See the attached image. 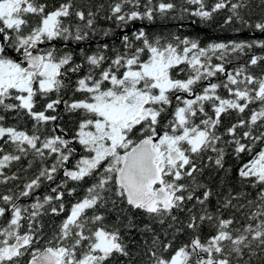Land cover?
Listing matches in <instances>:
<instances>
[{"label": "snow or ice", "instance_id": "snow-or-ice-1", "mask_svg": "<svg viewBox=\"0 0 264 264\" xmlns=\"http://www.w3.org/2000/svg\"><path fill=\"white\" fill-rule=\"evenodd\" d=\"M188 3L197 5L191 14L202 19L230 8L226 24L234 18L247 23L240 3L216 0L210 8L205 0ZM125 6L131 7L125 11ZM139 7V0H117L111 13L125 23L153 19L151 0L143 12ZM174 7L161 2L158 11L165 13ZM48 8L40 0H0V111L16 112L17 116L23 113L32 121L31 129L5 126V117L0 115V184L19 178L15 173L7 175L5 169L29 154L41 161L52 160L18 194L12 189L0 194V264H107L113 254L128 256L120 228L106 225L104 214L97 212L98 207L109 202L115 205L117 200L161 223L168 216L176 221L173 210H181L185 201L195 198L202 206L199 215L189 218L187 227L194 233L189 242L174 247L175 237L167 243L153 237L150 264H232L230 257H242L253 242L264 247V148L239 169L242 179L252 188H260V203L248 217L250 222L241 227L234 226L238 223L235 216L225 218L220 208L215 213L208 210L212 190L199 184L195 175L203 171L197 158L202 162L203 154L209 151L216 155L208 156V161L224 167L225 149L218 147L221 142L235 145L237 154L251 153L256 141L264 143V132L253 135L254 126L264 121V75H255L247 64L231 71L226 67L232 54L253 46L264 48V40L213 42L201 47L198 41L179 37L174 38L175 43H162L140 30L133 34L134 40L124 35L125 50L115 58L104 54L107 44L101 51L86 55L87 73L75 80L73 95L64 99L72 83L70 74L79 73L83 65L55 45H38L56 40L84 41L88 32L80 26L73 32L71 24L65 23L73 14V0ZM74 15L81 21L86 19L82 10ZM29 16L39 17L38 22L30 23ZM92 17L89 12L86 28H93ZM254 27L264 32V21ZM9 49L18 54L16 58L8 55ZM260 61L264 57L253 56L249 63L255 66ZM181 74L184 78H179ZM221 89L228 95L222 96ZM75 93H81L82 98H75ZM41 100L46 102L37 109ZM61 103L66 112L81 114L71 138L56 134L58 126L48 132L49 123L60 118L49 113L56 112ZM255 103L259 107L251 110L248 120L240 119L224 133L218 131L223 114H243ZM242 128L247 130L238 136L237 129ZM224 136L230 139L224 140ZM5 145L13 146L12 150L6 152ZM61 171L66 179L43 198L35 196L30 204L19 202L34 196L43 181L54 182ZM69 181L75 186L69 187ZM85 182L90 183L84 195L67 208L56 230L47 235L40 217L48 211L64 213L65 195L75 196L77 186ZM200 188L204 189L202 196L195 195ZM241 195L229 193L221 207H237L233 200ZM256 204V200L248 201V205ZM256 220L259 222L253 226L251 221ZM205 221L211 223L215 234L202 240L196 231ZM128 226L134 227L131 221ZM144 230L150 231V225Z\"/></svg>", "mask_w": 264, "mask_h": 264}, {"label": "trees", "instance_id": "trees-1", "mask_svg": "<svg viewBox=\"0 0 264 264\" xmlns=\"http://www.w3.org/2000/svg\"><path fill=\"white\" fill-rule=\"evenodd\" d=\"M42 3H47L49 8L47 10H52L53 7H59L61 3L66 2V0H40ZM117 0H73V14L66 19V24H71L73 32L75 28L80 26L84 31L88 32V39L93 38L107 39L104 43L108 45V49L104 52H108L110 57L114 53L123 52L124 35H128L134 40V33H138L143 30L149 37V39H161L162 43L173 42L175 43V37H179L181 40L188 38L191 40L198 41L201 47H206L208 44L213 42H229V41H247L251 42L254 40H264V32L255 29L254 25L257 22L264 21V0H231L232 3H240L242 5L240 12L244 21L247 23H242L239 19L234 18L229 24L225 23L226 18L231 15L230 8H225L215 13L211 19H202L191 13L197 8V5L188 3V0H151V5L155 9L153 12V19L149 20L147 18L137 19L134 21L120 22L115 19V16L111 13V6L116 3ZM173 3L175 5L174 9L168 10L165 13H160L158 11L159 3ZM216 0H205L206 7L210 8ZM148 3V0H139V11H144V5ZM246 5V7H244ZM131 6H125V11H128ZM186 9V11H185ZM77 10H82L85 12L86 19L88 18V13L93 14L94 25L93 28L89 29L85 27L86 19L81 21L78 17L74 15ZM111 17V18H109ZM30 23L38 22L39 17L29 16L27 17ZM138 23L130 32L120 34L123 27L129 28L133 27L134 24ZM27 31V30H26ZM105 32L108 35H105ZM244 32V34H239ZM120 37V38H119ZM61 41V40H59ZM72 41V40H69ZM68 42V41H67ZM137 45L139 41H134ZM103 44H97L101 47ZM57 49L62 52H70L71 46L68 43L64 45L55 44ZM96 48H93L95 50ZM14 51L8 50V55L16 58ZM71 53V52H70ZM253 56L264 57V48L253 46L251 49H245L243 53L232 54L229 59L231 63L226 65L228 71H231L234 67L247 64L249 70L257 76L264 75V61L258 62L257 65H250L249 61ZM214 63L217 62L215 59ZM183 67V65L181 66ZM179 78H184L181 74ZM220 79H224V76H220ZM213 82H216L213 78ZM222 96H227V92L223 89L220 90ZM55 98V97H53ZM69 97L65 98L68 99ZM37 104V109L43 107L46 101H41ZM259 107L258 103L251 104L249 109H246L243 114H239L236 111H230L227 114L221 116V126L218 131L224 133L225 130L232 124L237 123L240 119L248 120L251 115L252 109H257ZM61 108V105L58 109ZM171 111V110H170ZM206 111L211 114V109L206 105ZM53 115H63L61 109L56 110L54 113H49ZM0 115H4L5 126H18L31 129L32 121L23 113L17 116L16 112H2ZM170 118L166 117L165 119ZM264 121H260L253 128V135H259L260 132H264V127L261 125ZM55 122H50L47 126L48 132L54 127ZM59 127H66L62 118L58 120ZM247 128L237 129V134H241L246 131ZM48 134V133H45ZM230 137L224 136V140H228ZM249 143V141H243ZM3 144V141H0ZM252 152H244L237 154L234 151L235 145H226L221 142L218 147H223L225 149V155L223 159V168H218L215 166L214 162L208 161V156L215 157V153L209 151L202 156L197 158V163L203 167L202 172L196 173L197 182L201 185H207L208 188L212 190L213 195L209 198L207 202L208 210L215 213L217 208L223 212L225 218L235 216L238 223L234 225L235 227H241L247 224L249 221L248 217L251 213L256 211L257 205L260 203L258 199V192L260 188H252L250 182L242 179L239 176V169L244 163L252 158L256 152L261 148H264V143L256 141L252 143ZM5 151H11V145H5ZM52 163L51 159L41 161L39 158H34L32 154L23 157L19 162H12L5 172L7 175H12L15 173L19 178L16 180H11L7 184H0V194H8V189H12L14 193H19L23 188V185L28 182L29 179L33 178L38 174L39 170ZM31 164V166H29ZM66 179L62 172L57 174L55 184L60 183L62 180ZM188 182V181H184ZM51 182L43 181L39 189L34 193V196L28 198H21L20 203L30 204L34 201L35 196H40L43 198L45 194L50 192L48 189V184ZM85 182L80 186H77V193L75 196L65 195L64 202L66 205V211L60 215H55L48 211L45 215L40 217L41 222L44 225V232L47 235H51L64 219L67 214V208L70 207L72 203L75 202L77 198L84 195V188L88 186ZM75 186L73 182L69 181V187ZM203 188L196 191L195 195L202 196ZM236 196L237 193H242L238 200H233V204L237 207H229L224 209L221 207L225 197ZM115 199V197H112ZM249 200H256V205H248ZM239 205H245L241 208ZM195 206V207H194ZM47 207V206H46ZM202 206L196 203L195 198L191 201H185L181 210H173L172 215L176 216V221L171 219V216L164 218V222L161 223L160 220L154 216H149L143 210L134 209L127 205L126 202L116 201L115 205L109 202L107 205L98 207L97 212L103 213L105 216L104 223L109 226L119 227L121 230V236L124 242L127 244V250L129 255L123 256L120 254H113L107 264H150L149 260V249L152 248V241L154 236H158L161 241L167 243L168 240H174V247H178L183 243L190 241L193 236V230L187 227L189 218L192 214L199 215L201 213ZM192 209V213L188 211ZM92 213L89 212V215ZM7 218V216H6ZM129 221H131L134 227H129ZM253 226L259 221H251ZM150 225L151 230L145 231L144 226ZM177 229H182V231L177 232ZM196 234L200 235L202 240L207 239L209 236L215 234V229L211 226V223L205 221L200 229L196 231ZM232 264H264V247L259 245V242H253L251 248L244 250L242 257H236L233 254L230 257Z\"/></svg>", "mask_w": 264, "mask_h": 264}, {"label": "flooded vegetation", "instance_id": "flooded-vegetation-1", "mask_svg": "<svg viewBox=\"0 0 264 264\" xmlns=\"http://www.w3.org/2000/svg\"><path fill=\"white\" fill-rule=\"evenodd\" d=\"M137 25H138V23L134 24L133 27H129L130 30L127 31V32H123V34L130 32ZM118 36H120V33L118 34ZM108 39L109 38L95 40L93 38H89V39H86L84 41H79V42H77L75 40L68 41V42L67 41L56 40V41H52V42H45L39 47V48H48V47H50L52 45H55V44L64 45L65 43H68L71 46L70 52L73 55V61L75 63L83 65V67H82V69H81V71L79 73L70 74V81L72 83L70 84V89L67 90V95H64V99L73 95V93L71 91V88L74 87L75 80H77L80 76H82V75L87 73L88 65L86 63L85 56L86 55H92V54H94V53H96L98 51H101L102 50V46L105 45L104 42L106 40H108ZM97 44H103V45L101 47H99V46H97ZM93 48H96V49L93 50ZM104 54L107 57H110L108 52H104ZM115 55H116V53H114L113 56L110 57V58H115ZM204 83L206 84V82H204ZM53 97H55V94H53ZM75 98H82V94L81 93H75ZM37 99L39 100V97ZM41 101H40V103L42 104ZM59 109H61V112H63V115L60 114L59 117L62 118V121L65 123L66 127L65 128L64 127H59L58 131L56 130V134L64 135L65 138H66V135L73 136L75 131H76V129H77L78 122H79V120L81 118V114L80 113H69V112H66L64 110L63 103H61V108H59ZM59 109H57V110L59 111ZM58 120L55 123H58ZM61 129H63V132H61ZM64 132L66 133V135L64 134Z\"/></svg>", "mask_w": 264, "mask_h": 264}, {"label": "water", "instance_id": "water-1", "mask_svg": "<svg viewBox=\"0 0 264 264\" xmlns=\"http://www.w3.org/2000/svg\"><path fill=\"white\" fill-rule=\"evenodd\" d=\"M130 30V28H125V27H123L122 28V30L120 31V34H122V32H127V31H129ZM239 34H244V32H240ZM43 44V43H42ZM42 44H39L38 45V48L42 45ZM9 51H10V49H9ZM14 55H15V57H17V53H14ZM228 70V69H227ZM206 83H207V81H205ZM55 126H58V123H55ZM58 128H59V126L58 127H56V130L58 131ZM64 134L66 135V133L64 132ZM72 136H69V135H66V138H71ZM78 151H79V148H78ZM62 172V171H61ZM62 174H63V172H62ZM54 183H55V181L54 182H51V183H49L48 184V189H50L51 187H53V185H54ZM21 201V200H20ZM19 201V202H20Z\"/></svg>", "mask_w": 264, "mask_h": 264}]
</instances>
